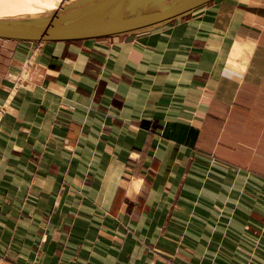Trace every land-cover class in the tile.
I'll use <instances>...</instances> for the list:
<instances>
[{
    "label": "crops",
    "instance_id": "obj_1",
    "mask_svg": "<svg viewBox=\"0 0 264 264\" xmlns=\"http://www.w3.org/2000/svg\"><path fill=\"white\" fill-rule=\"evenodd\" d=\"M0 264H264V0L0 41Z\"/></svg>",
    "mask_w": 264,
    "mask_h": 264
},
{
    "label": "water",
    "instance_id": "obj_2",
    "mask_svg": "<svg viewBox=\"0 0 264 264\" xmlns=\"http://www.w3.org/2000/svg\"><path fill=\"white\" fill-rule=\"evenodd\" d=\"M44 1L29 0L26 10L0 14V41L40 44L138 35L213 0Z\"/></svg>",
    "mask_w": 264,
    "mask_h": 264
},
{
    "label": "bare ground",
    "instance_id": "obj_3",
    "mask_svg": "<svg viewBox=\"0 0 264 264\" xmlns=\"http://www.w3.org/2000/svg\"><path fill=\"white\" fill-rule=\"evenodd\" d=\"M49 1L53 0L44 1L43 4ZM28 8H30L29 0H0V14L18 12Z\"/></svg>",
    "mask_w": 264,
    "mask_h": 264
}]
</instances>
